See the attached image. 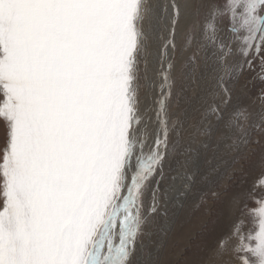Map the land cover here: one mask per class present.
Wrapping results in <instances>:
<instances>
[{
  "label": "snow or ice",
  "instance_id": "obj_1",
  "mask_svg": "<svg viewBox=\"0 0 264 264\" xmlns=\"http://www.w3.org/2000/svg\"><path fill=\"white\" fill-rule=\"evenodd\" d=\"M257 81L264 0H0V264H170L201 148L241 216L197 264H264Z\"/></svg>",
  "mask_w": 264,
  "mask_h": 264
},
{
  "label": "bare ground",
  "instance_id": "obj_2",
  "mask_svg": "<svg viewBox=\"0 0 264 264\" xmlns=\"http://www.w3.org/2000/svg\"><path fill=\"white\" fill-rule=\"evenodd\" d=\"M210 159H212L213 161V157L209 158V160ZM203 160L204 157L202 156V153L198 152L197 155H195L192 161L189 163L186 171L188 172V174L192 175L193 182L190 185V189L186 191L184 196H177V193H179L180 191H184V181L182 179H177L174 183L175 192L173 193V199L169 201V210L170 212L174 213V216L172 217L174 227L169 235L167 247L161 252V259L163 261L170 262V264H174V262L177 263L178 257L180 256V251L189 246L190 249L185 250L187 253H184L185 256L182 259L183 261L181 260V264H197V262L200 261L208 252L209 247L212 243L211 240H208L206 236H208L210 233L214 234L216 243L217 239L220 236L227 234L231 230L232 225L240 217V209H238L237 207H233L229 202L228 196L225 198L224 195L220 198V204L214 205L216 209V217L213 220L212 216L209 222L208 216L206 214L210 208H208L209 206H207L205 203H200V201H203V199L205 198V195L202 194V191H204L202 189L204 188L203 185L206 183V177H209L210 175L208 171L211 170L212 166L208 165V163L207 168L209 170L206 171L202 177H198L200 171H202L203 168ZM260 168H262L261 165ZM252 169L253 168H251V171ZM261 179H264V173H257L256 175L248 178V180L247 178L245 179V181H248L249 189L251 188L250 191L254 188H258ZM240 191L241 190L239 188V190H235L233 192L238 193L240 198L243 200V197L239 193ZM210 212L211 210L209 211V213ZM177 215H179L178 221L175 219ZM207 221L209 222L208 226H205L207 224ZM202 226L203 231L201 232V248H203V250H201V252L198 251V253L193 254V250L196 247H191L189 241H191V237H193L196 234V231L202 228Z\"/></svg>",
  "mask_w": 264,
  "mask_h": 264
},
{
  "label": "rangeland",
  "instance_id": "obj_3",
  "mask_svg": "<svg viewBox=\"0 0 264 264\" xmlns=\"http://www.w3.org/2000/svg\"><path fill=\"white\" fill-rule=\"evenodd\" d=\"M248 75H250V74H248ZM261 87H264V86L260 85L258 81L255 82L254 84H250L249 85V89H248V91L246 93V96L244 98V101H243L245 104H247L250 108H252L256 112H259L260 109H261V100L258 99V96L260 94ZM2 135H3L2 130H0V138H2ZM198 152H201L202 153V156L204 157L203 164H202L203 165V168H202V171H200V173L198 175V177H202L204 175V173L209 170L207 168V164L209 163L208 165L213 166L212 165V162L213 161H212V159L209 160V158H212L214 156V153L211 150H205V149H202V148L200 150H198ZM261 167L262 168H260V165L258 164L255 167H253L252 171L250 169L244 175V177H243V183L240 186V190L241 191L239 193L243 197V202L246 203V204H248L249 207H254L255 205H252L250 203V201L248 200V198H247V193L250 191L251 188L249 189V187H248L249 186L248 185V181H245V179L247 178V180H248V178H250L253 175H256L257 173L258 174L259 173L260 174L264 173V166H261ZM208 172L210 174V170ZM249 175H250V177H249ZM206 178H207V179H205L206 183L203 185L204 188L202 189V190H204V191H202V194L205 195V198L203 199V201L201 200L200 203L203 202L207 206H209L208 208H210L209 211L211 210V212L209 213V211H207V214L206 215L208 216V219H209V222H210L212 216H213V220L216 217V212H215L216 209H215V206L214 205L215 204H217V205L220 204L221 200H219V201L213 200L208 194L210 193V191H213V190L220 191L221 186L220 187H217V177L216 176L210 174L209 177L207 176ZM235 190H239V189L233 188L232 189V192L235 191ZM223 196L224 195L222 194L221 197H223ZM224 197L226 198L227 196H224ZM216 208H217V206H216ZM207 216H206V218H207ZM240 216H241V211H240ZM175 219L178 221L179 215H177ZM176 220H175V223H176ZM243 220H244V228H245V230H248L249 228L252 227V225H251V223L249 221V218L247 216H244L243 217ZM209 222L207 221V224L205 226H208V223ZM212 222H211V224H212ZM203 226H202V228H200V229H198L196 231V234L193 237H191V241H189L190 244H191V247L192 246H193V248L196 247L193 250V254L194 253H198V251L201 252V250H203V248H201V246H202L201 245L202 244L201 243V240H202V237H201L202 233L201 232L203 231ZM214 236L215 235L214 234H211V233L208 236H206L207 239L208 240L210 239L211 242H212L211 245H210V247H209V250L215 245V240L216 239H214ZM206 237H205V239H206ZM187 249H190V246L187 247V248H185V249H182V251H180V256L178 257L177 263L174 262V264H181L182 263L181 260L183 259V257L187 253L185 251ZM160 256H162V253L160 254Z\"/></svg>",
  "mask_w": 264,
  "mask_h": 264
}]
</instances>
